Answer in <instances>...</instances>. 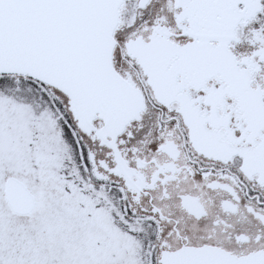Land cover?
Listing matches in <instances>:
<instances>
[{
    "label": "snow or ice",
    "instance_id": "obj_1",
    "mask_svg": "<svg viewBox=\"0 0 264 264\" xmlns=\"http://www.w3.org/2000/svg\"><path fill=\"white\" fill-rule=\"evenodd\" d=\"M0 264H264V0H0Z\"/></svg>",
    "mask_w": 264,
    "mask_h": 264
}]
</instances>
